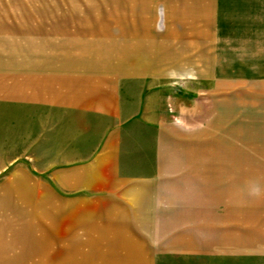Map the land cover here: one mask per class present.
I'll list each match as a JSON object with an SVG mask.
<instances>
[{
  "label": "rangeland",
  "instance_id": "374dc122",
  "mask_svg": "<svg viewBox=\"0 0 264 264\" xmlns=\"http://www.w3.org/2000/svg\"><path fill=\"white\" fill-rule=\"evenodd\" d=\"M0 264H264V0H0Z\"/></svg>",
  "mask_w": 264,
  "mask_h": 264
},
{
  "label": "crops",
  "instance_id": "0c3cea01",
  "mask_svg": "<svg viewBox=\"0 0 264 264\" xmlns=\"http://www.w3.org/2000/svg\"><path fill=\"white\" fill-rule=\"evenodd\" d=\"M83 45H88V44H83ZM89 46V45H88ZM160 45H158V46H153V47H150V46H143V45H139L138 47H136V46H129L128 44L126 45L125 43L122 45V46H119V47H121V48H119V49H117V47H115L117 50H116V52H115V49H114V53L115 54H117V57L119 58V60H121V63H122V65L124 66L123 68H125L126 70L128 69H131L129 66L131 65V67H132V70H135V68H133V66H136V68H137V61H134L132 64H131V62H127V56H132V54L133 55H135V54H137L138 56H141L140 54H147L148 52H147V50L149 51V50H154V52H158V50L160 49V48H162V50H163V52L165 51V53L167 52L168 54H175V52H174V50H173V47H171V48H166V45H164V46H161V47H159ZM113 47V46H112ZM110 51H107V53H109ZM101 57V56H100ZM99 57V58H100ZM103 58L101 59L102 61H104V60H106V58H108V56H106V58L104 57V56H102ZM137 69H139V68H137Z\"/></svg>",
  "mask_w": 264,
  "mask_h": 264
},
{
  "label": "clouds",
  "instance_id": "9594fccd",
  "mask_svg": "<svg viewBox=\"0 0 264 264\" xmlns=\"http://www.w3.org/2000/svg\"><path fill=\"white\" fill-rule=\"evenodd\" d=\"M254 191H258V189H254Z\"/></svg>",
  "mask_w": 264,
  "mask_h": 264
}]
</instances>
